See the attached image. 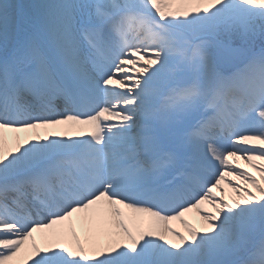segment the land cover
Returning a JSON list of instances; mask_svg holds the SVG:
<instances>
[{"label":"snow or ice","instance_id":"6c2138e0","mask_svg":"<svg viewBox=\"0 0 264 264\" xmlns=\"http://www.w3.org/2000/svg\"><path fill=\"white\" fill-rule=\"evenodd\" d=\"M0 264H264V0H0Z\"/></svg>","mask_w":264,"mask_h":264},{"label":"bare ground","instance_id":"6f19581e","mask_svg":"<svg viewBox=\"0 0 264 264\" xmlns=\"http://www.w3.org/2000/svg\"><path fill=\"white\" fill-rule=\"evenodd\" d=\"M11 2H13V3H25V2H30V0H11ZM9 135H15V134H9ZM22 135V134H21ZM239 163H241L242 165L244 164V161H239ZM249 171H251V169H249ZM226 187V186H225ZM227 189V188H226ZM218 195H219V192H218ZM193 215L194 214H192V213H189V214H187L186 215V219H192L193 218ZM75 228H76V231H77V233L79 234V233H81V228H80V224H79V222H76L75 223ZM171 226L172 227H175V228H178V229H180V230H183L182 229V227H181V225L179 224V222L178 221H173V222H171ZM35 235V237H36V241H38L37 243H42V241H41V234L40 233H36V234H34ZM38 239V240H37Z\"/></svg>","mask_w":264,"mask_h":264},{"label":"rangeland","instance_id":"374dc122","mask_svg":"<svg viewBox=\"0 0 264 264\" xmlns=\"http://www.w3.org/2000/svg\"><path fill=\"white\" fill-rule=\"evenodd\" d=\"M227 191H230L229 189H226Z\"/></svg>","mask_w":264,"mask_h":264}]
</instances>
